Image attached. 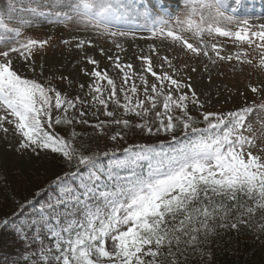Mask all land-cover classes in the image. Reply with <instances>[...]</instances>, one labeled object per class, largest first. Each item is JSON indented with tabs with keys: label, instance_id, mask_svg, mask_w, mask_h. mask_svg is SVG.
I'll use <instances>...</instances> for the list:
<instances>
[{
	"label": "snow or ice",
	"instance_id": "1",
	"mask_svg": "<svg viewBox=\"0 0 264 264\" xmlns=\"http://www.w3.org/2000/svg\"><path fill=\"white\" fill-rule=\"evenodd\" d=\"M173 3L175 10L159 0H22L17 20L0 19V141L23 158L13 174L52 173L21 203L0 154V206L16 205L0 232L19 244L11 253L0 247L12 257L3 264H196L231 244L233 233L264 235V7L257 14L251 0ZM37 25L70 33L61 44L79 54L72 71L37 64L48 48L55 57L56 47L50 35H24ZM100 39L111 46H98ZM133 44L138 67L126 60ZM233 61L258 69L256 80L243 91L238 80L213 90V73L222 78ZM73 72L90 80L78 84L83 96L54 83L72 88ZM56 126L71 129L67 138ZM113 127L114 142L133 129L164 138L94 147Z\"/></svg>",
	"mask_w": 264,
	"mask_h": 264
},
{
	"label": "rangeland",
	"instance_id": "2",
	"mask_svg": "<svg viewBox=\"0 0 264 264\" xmlns=\"http://www.w3.org/2000/svg\"><path fill=\"white\" fill-rule=\"evenodd\" d=\"M139 3H147L148 0H138ZM22 0H16L15 6L10 7L13 5V0H0V19H3L5 17L12 19V20H17L19 16L21 15L20 12H16L15 8H20L21 7ZM159 4H162L166 8H171L175 10V4L173 3V0H159ZM254 6L256 13L259 14L261 7H264V0H251V3L249 5ZM24 32L25 36L31 35L33 38H38V39H45L49 35L52 36V44L55 45V57H53V49L48 48L47 50V55L41 57H37V64L41 62V59H43V62L46 64L47 67L52 68H60L61 65H64L63 71L66 73L69 71H72L71 64L73 57L79 58V54L75 52H69L62 44L61 40L62 39H67L70 37V33L67 30H58L55 26H40L37 25L34 28H28V29H22ZM0 34H3V28H0ZM88 38L91 39H96V34L94 33H87L85 34ZM136 43H139L141 47L145 48V51H147V45L144 41L138 40ZM98 46H111L110 42H106L103 39H100L97 41ZM127 46V45H126ZM229 48L231 51L236 52L240 51V49L236 46L231 45L229 42ZM2 50V49H0ZM245 50L251 53L249 57L253 59L254 64H258L259 57L256 53H253L251 49L246 48ZM94 50L89 49V54H92ZM137 52V49L135 47V44H133L131 47L128 48L126 60H132L134 63V67L139 66V62L135 60V53ZM122 56L124 54H121ZM98 59H102L97 55ZM106 63V62H105ZM87 67H91L90 65H85ZM102 67L104 64L101 65ZM243 67L244 71L243 74H239V69ZM235 68L237 70V75L233 76V71L232 69ZM223 71H224V76L222 78H215V73L214 75V81L212 84V89L215 90L216 85L225 83V84H235V82L238 80L240 83L238 87L240 88L241 91L244 90V85L249 81H255L256 80V71H254L252 68L248 67L247 65H240L236 61L232 62V65L224 64L223 65ZM39 72V69L37 70V73ZM50 73L48 71L45 72V76L49 75ZM59 74V73H57ZM31 76V74H29ZM73 75L76 77V83L73 85L72 88H69L67 84H62L59 81H54V83L57 85L59 89L62 91L68 92L69 95H76L79 94L83 96V92L78 88L79 83H84L87 86V83L90 82L88 77L83 76L82 74H78V72H73ZM110 75L113 76L114 79H116L117 84L120 83V77L116 75L114 70H110ZM197 83L198 86L201 88H208V85L205 80H201L199 76H197ZM84 91H87V87H85ZM231 91L233 95H236V87H232ZM248 97L251 100L253 98L252 94L249 92ZM237 103H239L240 97L237 96ZM219 105H216V108L219 109ZM233 107L232 105H228L225 110L228 108ZM110 110H111V105H110ZM133 122H139V118H136L134 116H128L125 117ZM88 119L90 122L95 123L97 121V117L92 116L91 114L88 116ZM99 119H105V117L101 114L99 115ZM55 131L61 135H64L66 138L68 134L62 129H60L58 126H56ZM8 139L15 144L16 140L15 138L10 134ZM115 147H118V141L114 142L112 141ZM147 140L145 136L138 137L137 141L135 144H146ZM0 154L4 155L6 159V163L8 165L7 167V172H8V179L11 181L12 187L16 190L17 192V198L20 200L21 203H23L24 199L31 198L34 190L42 187L46 181L51 177L52 173L47 172L45 173L44 171L40 170H32L31 172H28L26 169L23 174H13L12 171V164L13 162H17L22 160L23 158L18 157L17 154L13 152H5L4 151V144L2 141H0ZM118 156V155H117ZM0 247L3 248L4 253H11L15 249L19 248V244L14 243V237L10 232L7 230L0 232ZM12 257L5 256L0 254V260L2 259H10Z\"/></svg>",
	"mask_w": 264,
	"mask_h": 264
},
{
	"label": "trees",
	"instance_id": "3",
	"mask_svg": "<svg viewBox=\"0 0 264 264\" xmlns=\"http://www.w3.org/2000/svg\"><path fill=\"white\" fill-rule=\"evenodd\" d=\"M136 123V122H134ZM60 129L69 133L71 129L65 126H58ZM77 131H91V129L83 128L82 126H76ZM118 129L116 127L106 129V134L93 142L94 147H98L103 151H107L112 148H124L130 144H135L138 137L145 136L147 143H156L158 139L164 138L163 136L149 137L139 130L133 129L128 132L124 140L118 141V147H115L109 137L115 133ZM116 155H122L117 152ZM105 163L107 160L105 159ZM16 211V205L11 202L0 206V219ZM208 260H211L212 264H264V235L258 237L257 240H253L250 235H244L237 237L235 233L232 234V243L223 244L221 249L217 250L215 256H205L203 259H197L196 264H206ZM4 259L0 260V264H3Z\"/></svg>",
	"mask_w": 264,
	"mask_h": 264
}]
</instances>
